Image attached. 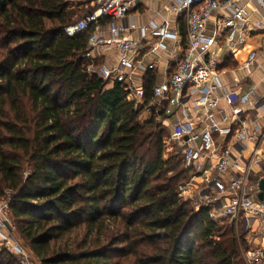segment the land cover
I'll use <instances>...</instances> for the list:
<instances>
[{"label":"trees","instance_id":"trees-1","mask_svg":"<svg viewBox=\"0 0 264 264\" xmlns=\"http://www.w3.org/2000/svg\"><path fill=\"white\" fill-rule=\"evenodd\" d=\"M93 11L0 0V202L13 235L40 264H245L236 223L179 195L190 172L159 117L143 116L155 73L136 105L90 71L95 26L65 33ZM0 264L22 263L0 244Z\"/></svg>","mask_w":264,"mask_h":264},{"label":"built area","instance_id":"built-area-1","mask_svg":"<svg viewBox=\"0 0 264 264\" xmlns=\"http://www.w3.org/2000/svg\"><path fill=\"white\" fill-rule=\"evenodd\" d=\"M69 1L90 2L94 11L68 26L65 33L72 37L94 25L89 49L114 46L119 51V61L114 67L95 69L92 65L90 71L112 83L120 82L128 93V101L143 104L144 88L134 84L135 73L137 69L148 72L155 67L138 60L143 48L141 42L126 33L138 29L143 39L150 37L162 45L164 40H177L178 32L171 28L169 21L151 20L141 27L133 21L125 23L134 0ZM161 1L170 4L169 12L185 20L187 47L184 55H174L175 71L154 86V98L146 111L168 125L172 107L181 106L186 100L197 110L206 109L203 126L198 130L184 107V120L174 125L166 140L167 145L173 144L179 150L183 165L191 175L190 180L181 185L179 195L191 202L196 211L209 208V216L215 221L242 223L246 229L255 222L264 226V203L258 199L259 180L264 177H259L264 175V134L261 139L254 133L249 134L245 124L232 137L233 123L247 112L235 103L252 101L256 92L254 88L245 89L241 81L223 84L224 61L213 52L222 42L230 56L237 60V69L244 71L246 76L264 67V51L249 46L254 34L264 39V0ZM103 20H108V35L102 33ZM221 101L229 110L219 109ZM252 110L264 112V97L256 100ZM221 111L223 120H229L231 126H222L223 121L217 118ZM230 137L235 138L236 145L228 144ZM9 203V199L0 202V244L22 264H40L20 241L14 239ZM245 259L248 264H264V241L261 248L249 250Z\"/></svg>","mask_w":264,"mask_h":264},{"label":"crops","instance_id":"crops-1","mask_svg":"<svg viewBox=\"0 0 264 264\" xmlns=\"http://www.w3.org/2000/svg\"><path fill=\"white\" fill-rule=\"evenodd\" d=\"M168 8H170V4L161 0H134L128 18L125 20V23L128 24L133 21L138 27L148 24L151 20H155L158 23L169 21L171 28L179 34V38L177 40L167 39L162 41V45H159L155 39H151L150 37L143 39L138 29L133 30V32L126 33V35H130L135 40H140L143 48L140 51L141 53L138 60L142 61L145 65H154L155 68L150 71H153L156 75V84L167 80L168 77L175 71L176 65L172 62V59L176 54L184 55V50L187 47V42L185 43V37L187 33L185 20L182 22L181 19L183 18L173 14L171 11L169 12ZM101 23L103 25V35H108V22L103 20ZM263 40L264 39L261 35L254 34L249 40V46L253 49L264 51ZM213 52H215L218 56H221L222 60L224 61L223 66L226 68V73L221 76L223 84L233 85L235 81H241V84L245 89L254 88L256 92V97L254 96L252 101H249L246 104H243L240 101L235 103V106L243 108L245 112H247L241 115V120L233 123L232 127L234 132L232 137H235V133L246 124L249 134L254 133V135L256 134L261 139V135L264 134V112L261 110L254 112L252 108L256 100H260L264 97V67H262V69L256 70L253 75L246 76L244 71L237 69V60H234V58L230 56L222 42L220 46L213 48ZM89 55L93 60V68L95 69H100L103 67L112 68L119 61V51L118 48L114 46L97 47L90 50ZM233 61L236 63V65L232 64ZM226 62H228V64L231 63L229 67L225 66ZM146 74L147 72L137 69L135 73L134 84L144 88ZM112 84L113 83L111 82V85ZM184 107L189 111L190 118L196 123L198 130H201L203 121L205 119L204 114L206 109L202 108L201 111L197 110L192 103L186 100L181 106L176 105L172 107V113L169 116L168 125H165V123L163 124L162 118H159L162 126L165 129H170V134L174 129V125L177 122L184 120L182 115V110ZM219 109L229 110V107L226 106L224 101H221L219 104ZM143 116L149 118L152 115L145 111ZM223 117L224 115L222 111L218 113L217 118L223 121L222 126H231V122L229 120L224 121ZM232 137L229 138V145H233L235 142V138L233 139ZM215 138L217 139V142L220 141L217 135H215ZM234 145L236 144L234 143ZM213 174L215 175V172H213ZM260 176L264 175L260 174L259 177ZM194 185L197 186V184ZM248 231L250 232V236L252 234L255 235L251 240V242H254V244L251 248H249V250H257L261 248V244L264 241V226H261L258 222H255L250 228H248Z\"/></svg>","mask_w":264,"mask_h":264},{"label":"rangeland","instance_id":"rangeland-1","mask_svg":"<svg viewBox=\"0 0 264 264\" xmlns=\"http://www.w3.org/2000/svg\"><path fill=\"white\" fill-rule=\"evenodd\" d=\"M89 4H90V6H91V3L89 2ZM240 95H241V93H240ZM167 133L168 134H170V129H167ZM169 136V135H168ZM176 146L175 145H173V144H169V145H167V149H166V151H167V153L168 154H172V153H174L175 152V148ZM2 202V201H1ZM191 204V207H193V205H192V203H190ZM229 222V224H233L230 220H228ZM235 225V227H236V231H237V233L240 235V236H242V238H243V240H245L247 243L243 246L244 248H242L241 249V251H242V254H243V259H244V263L245 264H248L247 262H246V259H245V254L248 252V250H249V248H251L252 246H253V244H254V242H251V240L254 238L253 236H255L254 234H252L251 236L249 235V231H248V229H246L245 228V226H244V224H242V223H236V224H234ZM14 239H16L17 240V238L15 237V235H14ZM17 241H20V240H17ZM246 248V249H245ZM34 258V257H33ZM33 258H31V260L32 261H34L33 260ZM35 262V261H34Z\"/></svg>","mask_w":264,"mask_h":264},{"label":"water","instance_id":"water-1","mask_svg":"<svg viewBox=\"0 0 264 264\" xmlns=\"http://www.w3.org/2000/svg\"><path fill=\"white\" fill-rule=\"evenodd\" d=\"M259 194H258V199L264 203V177H262L260 180H259Z\"/></svg>","mask_w":264,"mask_h":264}]
</instances>
